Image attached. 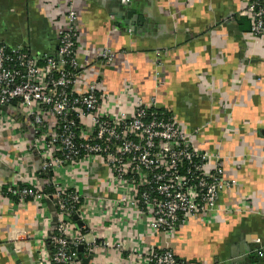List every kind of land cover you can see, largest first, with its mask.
I'll return each instance as SVG.
<instances>
[{
  "label": "crops",
  "instance_id": "0c3cea01",
  "mask_svg": "<svg viewBox=\"0 0 264 264\" xmlns=\"http://www.w3.org/2000/svg\"><path fill=\"white\" fill-rule=\"evenodd\" d=\"M70 2L79 16L80 61L105 47L117 52L112 66L94 59L85 72L101 92L117 95L131 85L139 99L155 101L184 129H201L196 146L219 152L225 178L237 183L218 198L219 209L229 212L214 213V223L190 222L172 237L149 233L148 220L135 211L113 216L99 207L104 202L107 209L109 197L108 208L115 209L111 202L118 199L104 164L59 167L55 182L82 194L73 222L76 231L86 228L89 264H143L131 253L153 247L190 261L264 264V34L255 41L238 27L243 0H0V40L54 56ZM17 110L16 103L8 107L9 121L0 126V264H39L37 244L48 243L59 215L48 199L37 205L6 197L14 181L46 195L51 186L33 169L35 157L24 159ZM16 163L21 179L13 175ZM247 201L252 212L242 208Z\"/></svg>",
  "mask_w": 264,
  "mask_h": 264
},
{
  "label": "built area",
  "instance_id": "2783aa9c",
  "mask_svg": "<svg viewBox=\"0 0 264 264\" xmlns=\"http://www.w3.org/2000/svg\"><path fill=\"white\" fill-rule=\"evenodd\" d=\"M126 3L132 6L131 1ZM61 15L54 56L39 57L0 40V126L9 121L4 111L16 103L24 150V155L19 152L20 160L21 155L29 161L35 157L33 169L42 175L52 174L45 179L53 188L51 194L37 186L22 187L18 181L8 189L20 202L31 198L40 205L48 199L59 215L48 243L37 244L39 264H81L78 251L84 248L86 228L76 231L73 219L80 215L82 194L55 182L59 167L104 164L107 184L114 187L118 199L111 202L115 209L108 208L109 197L107 209L104 202L99 207L113 213H139L148 220L151 234L174 237L190 222L214 223V213L229 212L227 207L219 209L218 198L237 183L225 178V160L219 152L196 146L201 129H184L175 115L158 109L155 101L139 99L131 85L117 95L101 92L99 83L85 72L94 59L112 66L117 52L105 47L81 62L79 16L74 3L70 2ZM239 15L251 22L250 36L260 39L264 34V0H243ZM20 168L16 163L13 171L19 179L24 175ZM241 205L244 211L252 212V202ZM86 249L93 255L91 248ZM130 258L143 264H215L179 259L171 249L155 247L136 250Z\"/></svg>",
  "mask_w": 264,
  "mask_h": 264
},
{
  "label": "trees",
  "instance_id": "16d2710c",
  "mask_svg": "<svg viewBox=\"0 0 264 264\" xmlns=\"http://www.w3.org/2000/svg\"><path fill=\"white\" fill-rule=\"evenodd\" d=\"M236 22H237V24H238V27L243 31V32H251V22L249 21V19L248 18H246V17H241V16H237V18H236ZM44 175V178L45 179H50V177L52 176V174H50V173H45V174H43ZM47 193L48 194H51L52 192H53V188L51 187V186H47ZM6 191V193L12 198V199H14L10 194H9V192H8V190L6 189L5 190ZM16 199V198H15ZM173 251V250H172ZM173 253H174V251H173ZM78 254H79V258H80V261H81V264H89L90 263V261H91V259H92V255H90V254H88V252H87V249L86 248H84V249H82V250H79L78 251ZM175 254V253H174ZM175 256H176V254H175ZM177 257V256H176ZM177 258H179L180 259V257H177ZM193 262H197V261H193Z\"/></svg>",
  "mask_w": 264,
  "mask_h": 264
},
{
  "label": "water",
  "instance_id": "95a60500",
  "mask_svg": "<svg viewBox=\"0 0 264 264\" xmlns=\"http://www.w3.org/2000/svg\"><path fill=\"white\" fill-rule=\"evenodd\" d=\"M129 6H130V5H129ZM132 14H133L132 12H129V13H128V16L130 17V16H132ZM125 25H126V26H129V23H126V22H125ZM77 218H78V217H75V219H77ZM50 235H51V234H50ZM82 249H83V247H80V250H82Z\"/></svg>",
  "mask_w": 264,
  "mask_h": 264
}]
</instances>
